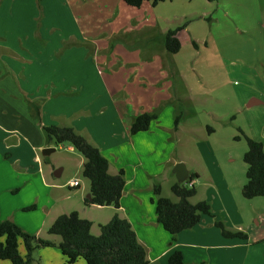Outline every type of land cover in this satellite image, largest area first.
Wrapping results in <instances>:
<instances>
[{
	"label": "crops",
	"instance_id": "obj_1",
	"mask_svg": "<svg viewBox=\"0 0 264 264\" xmlns=\"http://www.w3.org/2000/svg\"><path fill=\"white\" fill-rule=\"evenodd\" d=\"M59 1L65 2L67 8L74 7L71 8L73 13L79 10L78 6L86 9L89 20L81 15L76 17L78 28L74 29V33L52 27L44 37L42 15L46 10L48 18L57 20ZM181 1H188L191 8L186 9ZM194 6L203 9L195 13ZM206 19L212 22V30L222 36L221 40L228 49L234 35L264 36V0H166L155 7L144 2L137 9L129 8L122 0H0V222L11 221L26 233L59 244L60 237L47 234L48 228L58 216L75 211L82 219L92 223L91 234L98 236L99 226L108 223L117 214L130 223L138 242L145 249L148 264H168V258L174 251L182 253L185 264H264V230L258 237L241 240L224 238L214 226V221L218 220L228 228L229 216L240 220L253 217L258 226L264 225V198L247 200L242 197L246 165L243 162L245 170L238 176L232 165L235 157L231 142L236 141L234 138L238 134L222 129L228 120L235 121L231 111H207L215 123L209 122L207 117L204 124L200 125L196 117L194 120L188 119L190 123L186 120L178 124L176 129L174 123L164 124L168 119L167 114H172L174 119L179 115L177 109L172 108L174 98L187 101L193 110L200 113L203 105L210 103L212 107L221 106L238 111L244 107L249 109L264 104V95L257 91L247 95L243 106L239 105L232 91L223 94V100L219 103L205 87L197 84L205 85L210 81L206 77L208 71L211 73L209 75H214L211 82L216 80V76L228 77L226 65H234L221 57L211 62L199 60L196 63L200 57L199 43L203 42L201 45L206 47L208 42L204 37L203 41L196 37L187 36L188 41L183 38L191 31L192 23L200 22L203 27ZM181 26L183 30L177 36L180 50L170 54L164 48L163 36L167 31ZM126 29L133 30L132 33L140 32L146 37L138 46L123 45L125 36L119 35ZM56 30H59L58 36ZM150 31H154L153 34ZM186 42L196 50L192 56L193 61L187 63L180 57L182 45ZM82 45L88 49L94 48L96 66L105 69L103 77H90V74H86L87 71L82 67L84 57L74 54L75 51H84L80 48ZM59 52L65 54L60 60L55 58L61 55ZM250 58L254 64L246 61L243 65L249 68L247 75L253 73L260 77L264 55H257V51L252 50ZM206 64H211L209 70H205ZM180 82L187 91H172L175 84ZM191 83L199 88H193ZM85 84L93 87L97 97L102 94L111 100H119L117 107L120 111L116 108L115 115H119L122 123L127 126L124 137H130L136 147L137 143L142 147L151 146L155 140L156 143L161 141L165 144L169 134L175 137L181 131L195 135L194 126L203 129L202 134L205 136L202 139L207 140L199 142L197 147L209 163V172L206 176L203 173L204 181L198 189L195 188L196 182L192 181L196 194L189 201L192 204L208 202L214 218L202 216L196 226L181 232L172 242L171 236L157 223L155 207L150 201L153 185L161 175L152 174L144 161L140 162L143 169L129 171L125 163L127 158L120 156L121 150L115 151V154L109 153L104 145L93 141L90 142L108 160V173L113 176L120 170L124 172L125 186L120 208L115 210L112 206L97 205L86 207L84 199L89 191L88 180L86 185L79 183L75 188L70 187L73 180H69L65 186L69 192L63 191L59 195V190L64 186L53 183L50 177H58L55 173L61 174L63 170L53 174L47 156L42 155L43 149L54 147L46 143L42 127L63 126L57 122L58 115L51 106L68 98L67 94L72 91H82ZM96 89H100L101 94ZM208 97L213 102L204 101ZM29 101L39 102L41 118L32 116ZM153 112L158 113V117L148 131L129 134L135 117ZM238 126L247 136L261 142L264 149L261 130L257 132ZM204 145L209 147V152L203 150ZM213 148H216L215 152ZM241 148L243 156L246 146ZM133 149L137 154L136 148ZM68 150L74 149L69 146ZM206 152L213 155H206ZM83 163L84 158H81L79 165L83 166ZM177 163H183L188 174H195L197 180L201 179L202 175L195 167L193 156L186 152L185 155L177 154L171 166L174 168ZM188 163L194 166L188 168ZM163 172V180L167 181L169 171L163 169ZM208 187L210 189L207 190ZM202 189L205 192L202 193ZM210 191H214L217 200L212 196L203 197L208 196ZM29 207L34 209L26 211ZM237 228L235 231L242 230L241 227ZM19 250L24 255L22 246ZM0 264L11 263L0 261ZM31 264H65V258L57 248H41L33 253ZM74 264L85 263L78 260Z\"/></svg>",
	"mask_w": 264,
	"mask_h": 264
},
{
	"label": "rangeland",
	"instance_id": "obj_2",
	"mask_svg": "<svg viewBox=\"0 0 264 264\" xmlns=\"http://www.w3.org/2000/svg\"><path fill=\"white\" fill-rule=\"evenodd\" d=\"M181 2H183L182 4H184V7L186 9L189 10L191 8L190 4L187 3L188 1H186V3L184 1ZM57 7V20L55 18H48L46 16V10L45 13L42 15L41 19L43 20L42 24L44 27V37L47 36L48 29L52 27L55 29L58 28L61 31L64 30L67 33H74V31L78 28V21L76 17H80L81 15L84 16L87 20H89L87 14L88 11H86V9H81L79 6L77 7V9L79 10H74V13L72 10L74 7L67 8L65 2L63 1H59L57 3ZM194 7L195 13H200L203 9L201 6ZM83 21L86 22L85 19ZM204 21L206 23H203V27L202 25H200V22L198 23L197 21H195L194 23H192L190 29L191 31L186 33L183 38L188 41L187 36L196 37L200 41H203L204 37L208 42L206 47L201 45L203 42L199 43L200 57L196 60V63L199 60L204 62H211L212 60H215V58L221 57L225 60H228L229 62H233L234 65L232 67L226 65V67L228 68V77L216 76V80H213L211 82L214 75H209L211 73L208 71L209 74L206 75V77H208L210 81L206 82L205 85L199 82L197 84H199L200 87H205L207 91L213 94V98H217L219 100V103H221L223 100L222 95L227 94V92L229 91H232L236 95V100L241 106H243L247 95H249V93H252L253 91H257L261 95H264V67L262 68L263 71H261L260 77H258L255 76L253 73L248 76L247 74L249 68L243 66L246 61L250 64H254V60L250 58L252 50H256L257 55H259V53L264 55V36L262 35L260 37H255L252 35H234L232 40L229 41V48L227 49L226 44L223 43L221 40L222 36L217 34L216 31L212 30V22L207 19ZM220 24H222L221 20ZM56 31V35L58 36L59 30ZM131 31H128L126 29L125 32H122V34L119 35L125 36L123 39V45H140L143 42L142 39L146 37V35L137 31L132 33ZM152 32L150 31L149 33L153 34ZM130 33H132L133 35ZM223 47H225L226 49H224ZM80 48H83L82 50L84 51H75L74 54H76V56L78 55L84 57L82 67L83 69L85 68V71H87L86 74H90V77L94 75L95 77L96 75L103 77V75L105 74V69L100 66H96L94 59V48L88 49L86 45H82L80 46ZM193 48L195 47L190 46L189 43L182 45V51L180 55L182 61L186 63L193 61L192 56L194 55V51H196ZM59 53L61 55H57L55 57L58 60H60L63 55L65 56L64 53ZM71 54H69L68 56H71ZM210 68L211 64H206L205 70H209ZM97 72L99 74H97ZM189 74L191 73L189 72ZM190 85H192L193 88H199V86L196 84L194 85V83H191ZM184 88L185 87L183 83L180 82L178 83V85L175 84L172 91H177L179 93L186 92L187 90ZM96 92L101 94L100 89H96ZM67 97L68 98L63 99V101H57L51 106L53 112L58 115L57 122L61 123L63 126L71 127L77 134L81 135L89 142L93 141L95 143H99V145H104L105 150L107 149L109 153L112 152L115 154V151L121 150L122 154L120 153V156H123V158H127L125 159V163L128 164L127 167L129 171L132 169L134 171H140L141 169H143V166L142 164H140V162L144 161V163L149 166L148 170H150L152 174L161 175L158 177L159 181H157V183L162 185V197L169 198L174 202L177 201V198L170 191V185L176 182V178L172 174L173 166H171V163L173 159L177 156V154L181 153L185 155L186 152L188 155L194 157V160L196 162L195 167L198 172L202 175L200 180L194 179V181L196 182L195 188L198 189L201 186L200 183H203L204 181V178L202 177L208 175L209 171L207 170V168L209 166V163L200 153V148L197 147V144H199V142H202L207 139H202L205 134H202L203 129H198L199 126H197L196 124L195 125L197 127L194 126V128L196 129L195 135L193 134L194 136H191L190 134L181 131L179 136L173 134L175 136L173 137L172 134H169V140L165 144L161 141H157L156 143L155 140L153 145L151 146L142 147L140 146V143H137L138 146L136 147L130 137H124L125 131H127V126L122 123V120L120 119L119 115H115V112L117 110L116 108H118L117 106L119 105V100H111V98H107L102 94L100 97H97V94L94 93L93 87L87 84L84 85L82 91H72L71 93L67 94ZM206 100L208 103H210V100L211 102H213L212 98L210 97L204 99V101ZM37 103L39 102L37 101ZM172 108H176V113L182 116L179 121V124L185 122L190 118L193 120L194 118L197 119L196 117H198V119L200 120V125L204 124L207 117L209 122L215 123L216 121L211 120L210 117L207 115V111L213 109H216L219 112L223 113L226 110L229 112L231 111V117H235V121L231 122V120H228V124H225V127H223L222 129H228L231 133L235 132L237 135V125H239L247 130L254 129L257 132L258 130H261L262 135L264 136V104L249 109L244 107L238 111L236 109L231 110L230 108H224L221 106L212 107V104L210 103L203 105V110L200 113L199 111L196 112L195 110H193L191 105L187 101L184 102L181 100H176L174 98ZM118 110L120 111L119 108ZM194 113L196 114V116H191ZM41 114L42 113H40V118ZM166 116L168 117V119H166L165 117L166 120L164 121V124L166 125L168 123L169 125H172L174 120L172 114H167ZM190 120H188L187 122L190 123ZM129 134L128 136H130ZM185 143H188V145L186 146ZM231 144V149L235 157V160L233 161L232 165L235 168L234 171L236 175L238 176L245 170L243 168L244 164L241 158L243 157V150L241 147L243 146V148H245L246 144L244 141H241L240 143L234 141L231 142ZM53 148L55 149V152H52L47 156V163L50 164V168L53 174L55 171L63 170V172L61 171L62 173L60 174V176L54 177V175H52L50 177L53 183L58 184L59 186H64L63 189L59 190V195L61 196L63 191L69 192V190L65 187L66 183L69 180H77L81 185H86L87 180L82 176V166L79 165L80 160L83 157L76 150L69 151L68 144L57 146L54 145ZM133 148H136L137 154ZM203 150H207L208 152L210 151L207 145H204ZM213 150L215 152L216 148H213ZM208 152H206V155H213ZM193 166L194 164H187L188 168ZM163 169H165V171H169L167 181L163 180L162 176L164 172L161 173ZM203 173H205V176L203 175ZM244 176L245 175H243V177ZM206 189L208 190L210 188L208 187ZM203 192H205L204 189H202V193ZM207 195L208 196L203 197L206 198L212 196L215 198V200H217L214 191L208 192ZM228 219L229 220L227 223L229 230L235 231L236 229H238L237 227H241V231L244 232L247 237H250L252 239L254 237H258L257 235L262 230H264V225L258 226L253 217H247L245 219L240 220L238 218L229 216Z\"/></svg>",
	"mask_w": 264,
	"mask_h": 264
},
{
	"label": "trees",
	"instance_id": "obj_3",
	"mask_svg": "<svg viewBox=\"0 0 264 264\" xmlns=\"http://www.w3.org/2000/svg\"><path fill=\"white\" fill-rule=\"evenodd\" d=\"M127 6L140 8L144 2L153 7L166 0H122ZM214 2L217 0H206ZM183 26L167 31L163 36L166 51L175 54L180 50L181 44L177 38ZM32 116L40 118V106L28 102ZM158 113H143L134 118L129 132L131 135L146 132L151 123L156 120ZM181 115L176 116L173 123L177 128ZM48 145L68 144L83 158L82 176L89 181L88 195L84 199L86 207L112 206L115 210L120 208V199L125 186L124 172L120 170L116 175L108 173V160L99 149L77 134L74 129L67 126L42 127ZM236 141L242 139L246 144V151L242 160L246 165V183L242 188L244 199L264 198V149L261 142L247 136L237 128ZM197 179V175L188 174L184 183L177 181L170 187L171 193L177 202L161 196L159 183L153 185L151 203L155 207L157 223L166 231L175 242L177 236L196 226L202 216L214 218L211 206L206 201L196 204L190 203L195 196L194 186L187 187L189 182ZM34 207L26 208L32 211ZM214 226L224 238L247 239L242 231L229 230L221 221L215 220ZM92 223L82 219L75 211L58 216L48 228L47 234L60 237L59 244L41 239L35 235L24 232L11 221L0 222V261H9L11 264H31L33 253L41 248H57L65 258V264H74L83 260L85 264H148L146 252L138 242L136 235L126 219L115 214L112 219L100 225L99 235L91 234ZM20 246L24 255L20 253ZM168 264H185L182 253L174 251L168 258Z\"/></svg>",
	"mask_w": 264,
	"mask_h": 264
},
{
	"label": "water",
	"instance_id": "obj_4",
	"mask_svg": "<svg viewBox=\"0 0 264 264\" xmlns=\"http://www.w3.org/2000/svg\"><path fill=\"white\" fill-rule=\"evenodd\" d=\"M54 148H45L42 150V155L43 156H48L50 153L54 152ZM60 172L55 173L56 176H59ZM172 173L175 175L176 181L178 183H184L187 180L188 177V171L183 163H177L173 170Z\"/></svg>",
	"mask_w": 264,
	"mask_h": 264
},
{
	"label": "built area",
	"instance_id": "obj_5",
	"mask_svg": "<svg viewBox=\"0 0 264 264\" xmlns=\"http://www.w3.org/2000/svg\"><path fill=\"white\" fill-rule=\"evenodd\" d=\"M79 186V182L77 180H73L71 183H70V187L71 188H75V187H78ZM193 186V182H189L187 184V187L191 188Z\"/></svg>",
	"mask_w": 264,
	"mask_h": 264
}]
</instances>
